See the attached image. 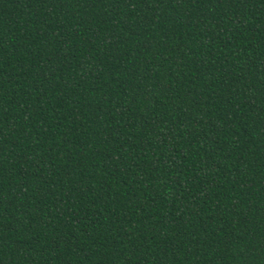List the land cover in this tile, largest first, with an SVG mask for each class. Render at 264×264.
<instances>
[{
	"label": "trees",
	"instance_id": "obj_1",
	"mask_svg": "<svg viewBox=\"0 0 264 264\" xmlns=\"http://www.w3.org/2000/svg\"><path fill=\"white\" fill-rule=\"evenodd\" d=\"M0 264H264V0H0Z\"/></svg>",
	"mask_w": 264,
	"mask_h": 264
}]
</instances>
